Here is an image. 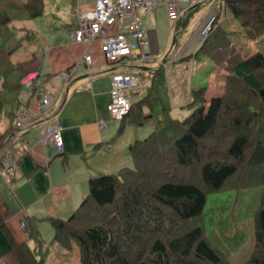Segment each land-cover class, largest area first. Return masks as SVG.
<instances>
[{
  "label": "trees",
  "instance_id": "16d2710c",
  "mask_svg": "<svg viewBox=\"0 0 264 264\" xmlns=\"http://www.w3.org/2000/svg\"><path fill=\"white\" fill-rule=\"evenodd\" d=\"M218 2L205 38L183 59L203 55L222 69L221 94L203 112L205 87L190 90L187 106L193 109L177 120L169 115L163 65L145 74L129 68L148 81L118 131L146 125L149 132L128 144L129 166L88 178L69 216L46 217L53 229L47 243L31 219L23 220L34 248L14 245L22 264H232L207 238L203 209L209 194L250 186L261 191L251 221L253 244L242 264H264V55L242 56L219 20L226 11L243 37L255 40L264 35V0ZM43 8V0H0V111L19 104L24 79H33L28 99L38 89L40 58L10 57L34 39L22 22L39 17ZM11 76L18 83L10 84ZM8 132L0 134V143Z\"/></svg>",
  "mask_w": 264,
  "mask_h": 264
},
{
  "label": "crops",
  "instance_id": "0c3cea01",
  "mask_svg": "<svg viewBox=\"0 0 264 264\" xmlns=\"http://www.w3.org/2000/svg\"><path fill=\"white\" fill-rule=\"evenodd\" d=\"M59 1L62 2L61 8L55 0H43L42 14L23 24L35 33L32 41L34 50L31 53H35L41 61L37 83L40 89L52 93L48 113L51 121L57 122L62 128V148L57 151L54 146L40 142V124L36 119H30L23 127L13 131L11 120L17 108L29 101L27 94L21 100L18 92L19 104H8L11 107L8 111L10 116L3 113L6 123L0 127V134L8 131V135L13 133L16 140L26 142L28 150L19 155L9 181L0 176V264H22L14 249L15 244L34 248L33 240L26 238L20 221L31 219L40 233V224L47 222V216H69L85 195L88 178L96 173L115 172L126 165L127 146L136 139L137 127L124 125L118 131L120 119H110L106 111L110 74L118 70L127 71L136 65H125L126 60L110 64L101 55L98 44L92 43L87 49L91 55L87 70L80 58L83 46L68 40V35L77 29L80 14L90 10L94 0ZM229 18L230 15L227 20ZM219 20L222 24L223 19ZM124 21L118 20L110 30L122 31ZM226 28L231 33L239 32L233 23ZM233 39L236 46L244 50L254 42L245 39L243 33ZM190 40L180 49L179 55H172L171 63L165 60L161 63L164 64L165 80V67L169 75L174 77L181 74L177 68L186 69L185 65L189 61V66H192V58L188 61L183 59L190 50ZM174 62L177 63L176 68ZM203 65H207V69L201 71L192 84H187V87L175 85L176 89L170 96L166 84L169 103L177 96L175 106H186L190 90L205 87V102L202 106L207 109L210 99L221 94L222 69L214 64ZM138 67L144 69V74L152 69ZM66 69L69 70V76L65 80L55 75ZM204 78L208 80L207 83L203 82ZM182 88L186 90L183 95L180 93ZM15 148H18L17 144Z\"/></svg>",
  "mask_w": 264,
  "mask_h": 264
},
{
  "label": "built area",
  "instance_id": "2783aa9c",
  "mask_svg": "<svg viewBox=\"0 0 264 264\" xmlns=\"http://www.w3.org/2000/svg\"><path fill=\"white\" fill-rule=\"evenodd\" d=\"M164 4L167 17L176 22L183 17L184 12L195 3V0H94L90 10L81 13L77 29L68 35V40L83 46L81 60L86 69L91 64V55L87 49L92 43H97L101 55L108 63H119L123 60L148 61L151 56L143 49L148 47L149 41L145 32L140 27V17L150 14L153 7ZM212 7L220 8L218 0L212 3ZM210 12V11H209ZM207 14L196 28L193 36L194 44L205 38L207 29L214 19L213 14ZM118 20H125L122 31L110 29ZM65 80L69 76V70H62L55 74ZM32 78L23 80V86L19 90L28 95L32 87ZM143 83L138 76L126 70H118L110 74L109 100L106 105L107 115L110 119L119 120L129 110L131 94H137L142 90ZM52 93L47 89H38L30 96L26 105L21 106L15 112L11 126L13 131L23 127L30 119H36L40 124V142L52 145L57 151L62 148L61 126L53 122L49 116V105ZM101 124H102V120ZM16 133V132H15ZM17 144L18 148H15ZM28 150L23 140H16L13 133L6 136L0 144V176L9 181L18 164L19 155ZM23 226V221H20Z\"/></svg>",
  "mask_w": 264,
  "mask_h": 264
},
{
  "label": "rangeland",
  "instance_id": "374dc122",
  "mask_svg": "<svg viewBox=\"0 0 264 264\" xmlns=\"http://www.w3.org/2000/svg\"><path fill=\"white\" fill-rule=\"evenodd\" d=\"M55 1H57L58 7L61 8L62 2L59 0ZM194 4L196 5L190 6L184 12L183 17H180L176 22L167 17L166 7L162 3L154 6L150 14L141 16L140 27L148 35L150 41L147 49L144 48L143 50L147 51L151 58L148 61L126 60L124 64L155 68L163 63L164 60L171 63L172 55H179L181 52L180 49L187 41L190 40V38L191 43L196 40V36H193L194 31L200 26V23L204 17L207 16L208 12L210 11L209 14L213 15L217 13V9L212 7L210 0H195ZM45 13L46 12H44L43 15H45ZM224 14L225 12L222 13L221 11L220 19H223L222 24L229 27V25L233 23V27L238 29L239 32L237 31L231 33V36L232 39H237L238 35L242 34V30L235 20L231 19V17L227 20V17L229 16L228 13L227 16H224ZM22 23L27 24L28 22ZM16 24L17 22H15V25ZM14 38L16 39V37ZM32 41L34 40L24 43L17 51H15L10 57L11 62H17L28 58L34 50ZM234 45H236V43H234ZM246 48L247 49L245 50L241 49L240 54L242 56H246L253 51H259L264 55V35L256 38L250 48L247 46ZM186 59L187 61L191 60V58ZM192 60H194L192 61V66H189V64H191V61H189L185 65L186 69L177 68V70L179 69L181 72L179 76L174 75V77H171V75H169L168 68L165 67L166 84L169 96L173 94L176 89L175 85L179 87L186 85L187 87V84H192V82L200 76L201 71H205L207 69V65L203 64H213L203 55L194 59L192 58ZM176 65L177 63L174 62L173 66H175V68ZM173 74H175V71H173ZM9 78L10 84L18 83L16 78L12 76ZM147 81V78L145 81H142V89L145 87ZM207 81L208 80L205 79L203 82L207 83ZM183 91L186 92V90L182 88L180 93L182 94ZM137 96V94H131L130 100H134ZM25 98L26 93L24 92L21 94V100ZM174 98L175 99L170 100L171 104L169 115L174 119L182 120L193 108L187 105H183L182 107L175 106L174 100L177 99V96ZM10 108L11 107L7 104L2 109L0 113V124L2 125H0V127L5 126L6 119L3 113H7ZM206 111L207 109H203V112ZM149 130V126H138L136 139L145 136ZM126 157L127 161L124 166H129L131 162L127 149ZM97 174L98 173H96V175ZM260 191V186H250L238 191L232 190L209 194L207 197V201L203 209L205 234L217 248L227 255L232 264H242L251 250L253 244L251 221L253 213L258 205ZM40 225L41 240L43 243H47L52 237L53 229L48 222H42Z\"/></svg>",
  "mask_w": 264,
  "mask_h": 264
}]
</instances>
